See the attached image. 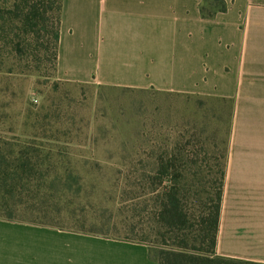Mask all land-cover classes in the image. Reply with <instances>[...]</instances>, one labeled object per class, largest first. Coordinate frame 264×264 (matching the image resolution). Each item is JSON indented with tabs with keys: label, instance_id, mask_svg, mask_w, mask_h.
Instances as JSON below:
<instances>
[{
	"label": "rangeland",
	"instance_id": "rangeland-1",
	"mask_svg": "<svg viewBox=\"0 0 264 264\" xmlns=\"http://www.w3.org/2000/svg\"><path fill=\"white\" fill-rule=\"evenodd\" d=\"M48 2L0 0V152L19 183L0 189V219L143 242L158 260L175 247L155 220L174 179L191 212L224 195L233 105L62 80ZM34 5L44 19H28Z\"/></svg>",
	"mask_w": 264,
	"mask_h": 264
},
{
	"label": "crops",
	"instance_id": "crops-1",
	"mask_svg": "<svg viewBox=\"0 0 264 264\" xmlns=\"http://www.w3.org/2000/svg\"><path fill=\"white\" fill-rule=\"evenodd\" d=\"M63 0L59 77L230 101L217 256L264 264V0ZM0 264H157L150 246L0 219Z\"/></svg>",
	"mask_w": 264,
	"mask_h": 264
},
{
	"label": "trees",
	"instance_id": "trees-1",
	"mask_svg": "<svg viewBox=\"0 0 264 264\" xmlns=\"http://www.w3.org/2000/svg\"><path fill=\"white\" fill-rule=\"evenodd\" d=\"M54 3H57L55 21L58 26H56L54 32V42L56 46L54 58L58 63L63 0H49L47 3L49 10H53L52 7ZM24 9L26 10V8ZM30 9L28 19H31V16L34 19H44L45 12L42 13L39 6L34 5V7ZM227 10L228 5L224 0H202L200 6L201 16L204 19H213L219 13H225ZM21 13L22 11L19 6H16L15 11H12L15 17H19ZM26 154V151L20 152L21 158L19 161L21 162L20 168H22V171L25 167L30 165V161L25 159ZM163 170H165L164 167ZM9 173L8 158L0 152V189L5 191V199L12 198V189H15L19 184L16 180L18 173L15 171L11 174ZM225 176L226 170H224V182ZM172 182L173 184H171L170 187L166 189L165 193L158 199V210L155 220L156 226H158L163 233V237L173 241L175 247L161 250L159 252V259H153L157 264H259L224 258L216 254L223 202L222 186H220L215 194V198L212 200H205L199 196L194 212H191L185 204L183 197L181 198L184 190L178 188V183H176L175 179ZM7 210H11V207H8ZM10 218L9 220H5L12 221ZM132 229V226L128 228V230ZM124 241L146 244L132 240ZM190 244H192V247H188Z\"/></svg>",
	"mask_w": 264,
	"mask_h": 264
}]
</instances>
